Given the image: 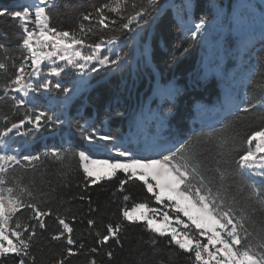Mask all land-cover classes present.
Segmentation results:
<instances>
[{
	"label": "trees",
	"instance_id": "1",
	"mask_svg": "<svg viewBox=\"0 0 264 264\" xmlns=\"http://www.w3.org/2000/svg\"><path fill=\"white\" fill-rule=\"evenodd\" d=\"M13 1L0 0V10H15ZM168 1L158 0L147 14H142L143 19L148 21L144 38L150 33V56L149 61L137 63V76L132 72L131 63H124L118 68L108 66L95 72L89 86L69 103L67 117L59 113V107L51 106L53 112H58L57 116L65 120V123L45 126L36 132L38 140L34 149L39 152L40 159L32 163L21 161L7 168V184L25 205L12 214L9 226L20 231L21 238L31 237L30 256L25 258V264H29L30 259L31 264H58L60 261L63 264H90L93 260L95 264H194V254L179 249L174 242L170 243V236L153 233L144 222L129 223L123 220V210L131 209L134 204L146 203L150 209L160 207L138 177L127 180L130 173L125 174L119 169L114 176L91 184L83 172L78 155L57 159L43 154L44 148H61L68 144L76 152L90 150L88 141L81 135V128L90 132L94 127L98 134L122 138L132 129L134 109L141 99L151 94L153 81L157 78L162 83L174 80L180 86L174 101L165 109L167 133L185 139L192 137L185 151L196 153L198 180L202 177L205 189H211L213 196L219 195L225 208L230 207L236 218L244 214V229L241 230L244 239L240 248H250L258 257L264 255V198L251 195V186L264 189V181L253 183L240 166V157L248 151V137L264 128V108L257 106L245 110L242 105L217 125L193 129L196 101L212 104L221 97L222 89L216 77L201 79L196 76L201 57L199 36L193 39L183 31L175 11L170 5L166 6ZM212 1L195 0L196 19L212 20ZM217 1L228 6L233 2ZM115 2L55 0L45 10L50 27L75 33L76 38H84L86 44L118 37L122 43L116 54L131 62L133 48L130 28L122 29V24L127 22L126 17L134 14L132 5H139L141 0H121L125 9L119 14L105 9L107 27L99 24V17L96 16L89 21L83 20L84 15L94 13L106 3L114 5ZM81 23L92 31L80 33ZM140 23L143 24V20ZM23 37V27L17 18L0 17V43L6 49L0 50V62L7 64V71L0 72V131L24 119L28 111L25 107L15 106L10 98L15 94L7 88L17 75L20 65L25 63L27 53L21 47ZM255 59L257 70L247 83L245 94L250 103L264 99V91L261 90L264 88V44L257 48ZM30 106L53 114L47 109V104L40 102ZM32 115L34 118L35 113ZM29 127L30 124L26 122L24 129ZM121 180L127 181L123 190L120 189ZM124 196L129 199L125 201ZM31 204L49 214L37 218L32 208L27 207ZM39 219L44 222L43 228L39 225ZM61 219L72 229L70 233L60 224ZM89 220L93 221L92 225H89ZM118 223L122 225L118 233L120 242L117 243L115 237H109L107 242L100 243L101 237L108 234L107 226ZM17 225L20 227L17 228ZM60 233L64 235L59 239L53 238ZM69 237L74 244L67 243ZM152 241H156L155 245ZM69 247L73 248L74 254H68ZM94 248L95 252L92 251ZM110 251L111 258L107 255ZM18 262L19 257L14 253L0 257V264Z\"/></svg>",
	"mask_w": 264,
	"mask_h": 264
},
{
	"label": "snow or ice",
	"instance_id": "2",
	"mask_svg": "<svg viewBox=\"0 0 264 264\" xmlns=\"http://www.w3.org/2000/svg\"><path fill=\"white\" fill-rule=\"evenodd\" d=\"M53 0H32L30 6L23 7V10H0V17L9 16L12 18H18L22 22H27L31 20L30 8L34 9L35 15V25L39 29L38 35L34 34V30H28L27 23L24 24V32L26 33L23 37L21 47L27 49L31 54V68L32 71L27 73V77L24 73L25 64H21L17 75L14 80H12L7 88H10L14 92L22 93V97H17L12 95L10 98L14 101L15 106L27 108L25 118L19 120L17 123H11L10 127H4L0 131V144L3 147L0 148V161L4 162H15L20 163L17 159V155L5 154L8 151V146L4 142L3 138L9 136L15 130V135H29L35 132H39L43 127H52L53 125H62L65 121L61 120L58 116H55L49 111H41L39 109H33L28 101L25 99L29 92H39L41 89L49 90L53 87V84L48 76H61L68 66L78 70L80 73H85L87 69L90 72H96L99 67L102 66H112L120 67L125 63V60L119 54L115 55V59H110L107 54H102L103 50L111 52L108 48L109 45H114L118 37H112L108 39H101L100 42L95 44H86L85 39H77L75 33H69L68 31H58L55 27H50L49 16L45 10L46 6H50ZM158 0H141L139 5L133 4L132 8L134 14L126 17L127 22L122 24V29H129L133 22H136V28H141L143 24H147L148 21L143 19L142 14H147L151 7L156 4ZM44 5V6H42ZM107 9L111 12L119 14L125 9V5L121 3V0H116L114 5L104 4L101 8L95 10L94 13H88L83 16V20L89 21L93 16L99 17L98 23L107 27L105 23L107 17L104 16V10ZM143 20V24L140 21ZM115 23V21H113ZM206 20L201 18L198 23H194L195 30L192 31L191 27L187 30L193 39L197 37V34L205 29ZM80 33L86 34L91 32V28H86L83 23L79 24ZM49 33L52 35L49 36ZM47 38L46 40H41L40 38ZM70 38L71 43H65V39ZM40 43L42 47L49 46V41H52L50 46L56 49L55 52H48L45 55L38 54L33 41ZM73 45H80L82 48H87L90 50L89 54H82L81 51L73 49ZM0 50H6L5 45L0 43ZM71 50V51H70ZM185 51H188L186 49ZM63 53V55H61ZM147 55V50L145 51ZM53 57H58L60 61H64L63 65L58 64L56 59ZM28 57H25L27 61ZM48 60L49 63L44 65L47 68V73L41 76V65L43 61ZM95 62V66H92ZM257 69L254 67L249 72V77L255 74ZM7 71V64L0 62V72ZM32 77L38 78L35 83L32 82ZM15 85L16 87H12ZM55 89H59L63 93H68V88H62L61 84L56 83L54 85ZM7 88L5 91L7 92ZM264 91V88H261ZM241 103L244 109L256 108L257 106L264 108V99H261L258 103H250L245 97ZM32 113H35L34 119ZM29 123L32 127L25 132H21V127L25 123ZM5 122H7V117H5ZM81 135L90 143H95L96 141H113L115 138L110 134L99 135L97 130L93 127L91 131H87L85 128H81ZM211 135V134H209ZM192 137L189 136L183 141H178L169 147H163L162 153L167 152V155L161 153L160 159H136L133 158L132 154L127 150H121L119 147L114 146V150L118 153L120 157L127 158L126 162H122L117 159L111 163V170L98 174L93 165L98 163V161L93 160L90 155L86 154L84 150H79L76 152L71 144L67 146H62L61 148L52 147L46 148L44 150L45 156H53L57 159H62L67 155H78V158L82 164L83 172L88 178L91 184H96L97 181L103 179L105 176L111 177L116 174L117 169H122L127 175V180H131L134 177H138L140 181L144 182L146 185L147 192L151 193L155 200L163 203L165 199L171 202L172 210L175 213V220L178 224L184 225V230L179 231L176 227L171 226L172 218L169 216L167 211L159 213L162 219H156L158 215L157 209H149L146 203H137L129 210L125 208L123 210V220L129 223H139L144 222L148 230L153 233L159 234L160 236H170V243L174 242L179 249L186 252L194 254L193 260L194 264H208V260L204 259L207 255L209 259L214 260V264H264V255L257 257L256 253L250 248L241 251L237 246L241 245L244 236L241 234V230L244 229V214L241 213L239 218L233 213V210L225 208L223 199L219 195L213 196L211 189L206 192L205 184L203 178L199 179V187L192 183L193 177L199 175L198 161L196 159L195 152H186L189 142ZM253 140L257 141V149L264 152V128L259 131L253 132L251 136L248 137L249 144ZM178 144V146H177ZM223 145L221 141L220 146ZM175 149V150H173ZM13 152L17 151L15 149ZM184 153L183 155H180ZM256 154L252 151L246 152L240 157L241 168H247L250 170V175H258L264 177V170L255 171L256 168L264 169V156L260 157L259 162L255 161ZM40 159V154L36 155H24L22 157L23 161L32 163ZM104 163H109L104 161ZM3 166L0 165V171H3ZM149 177L151 178L150 182ZM127 181H120V189L123 190L124 185ZM158 189V191H157ZM8 191L11 193L12 189L9 188ZM204 192V194H201ZM30 194V193H29ZM251 195L257 198H264V189L256 188L254 185L251 186ZM128 196H124V200L127 201ZM219 201V202H218ZM18 199L8 200L5 204L2 192H0V257H6L10 253H14L19 257L18 264H25V258L30 256V239H24L20 231L12 232V235L16 238V243H13L9 239L8 235L5 234V225L8 223L12 214L18 211L19 207H24ZM27 207L32 208L35 216L37 218L48 215L47 212H41L36 205L31 204ZM146 210V211H145ZM183 213L185 217L191 222V224H185L183 220L180 219L179 214ZM235 221V222H234ZM60 224L63 225L69 233L72 229L63 219H61ZM89 225L93 224L92 220L88 221ZM39 225L41 228L44 227V222L39 219ZM195 227L199 237H206L207 243L204 244L200 239L195 238L190 234L191 226ZM229 226L230 229H229ZM20 225H17L19 228ZM122 225L120 223L115 226L109 224L107 226V235H104L100 239V243H105L109 240V237H115L117 243H119L118 233L121 230ZM25 231L27 227L25 226ZM224 233V236L221 233ZM35 234V229H32V235ZM64 233H60L58 236L53 237L54 239H59ZM99 236L100 234L97 233ZM4 241H7V246H5ZM69 245L74 244V241L69 237L67 240ZM156 241H152L155 245ZM209 245L214 248L216 245H221L219 248H215V251H209ZM93 252L96 249H92ZM69 255L74 254L73 248L69 247L67 249ZM222 253V255H220ZM108 257L111 258L112 252L107 253ZM31 264V259L29 261ZM58 264H63L62 261ZM90 264H95V261H91Z\"/></svg>",
	"mask_w": 264,
	"mask_h": 264
},
{
	"label": "rangeland",
	"instance_id": "3",
	"mask_svg": "<svg viewBox=\"0 0 264 264\" xmlns=\"http://www.w3.org/2000/svg\"><path fill=\"white\" fill-rule=\"evenodd\" d=\"M28 1L32 2V0ZM24 2L25 0H14L12 2V5L15 10L22 11L23 7L30 6L29 4H22ZM194 4L195 0H169L166 3V6L170 5L175 11L177 21L179 22L183 31L188 34H190V32L187 29L191 27V30L194 31V23H198L200 21L196 19L194 15ZM211 9L213 12L212 20H206L205 29L197 34V36H199L201 44V57L199 68L195 74L201 79L211 76L216 77L220 82L222 95L212 104H206L202 101H196L194 106L196 115L192 119L194 129L206 128L215 125L217 123L216 117L218 110H225L231 103V97H233L234 101L236 102L234 107H241L243 105L241 101L245 98L246 86L251 78L249 77V72L256 66V50L259 46L264 44V40L262 39H260L257 44L248 45L246 43L247 39L258 36L259 33L264 32V0H233L231 6H228L226 3L213 0ZM30 12V21L22 22L20 19H17L21 23L23 31L24 24L27 23L28 30H34V34L38 35L39 29L35 25L34 9L30 8ZM191 14L193 15L192 17ZM130 26V34L132 39L130 43L133 48V56L131 57V62L130 60L128 62L126 57L123 58L126 64L131 63L130 65L132 72L137 76L138 73L135 69L137 63H140L142 61H149L150 33L148 34L147 38H144L145 27L147 26L145 24H143V26L138 29L136 28V22H133ZM150 30H152V26ZM25 34L26 33L24 32V36ZM51 35L52 34L49 33V36ZM40 39L43 41L47 38L42 37ZM33 43L38 54L40 55H45L48 52L56 51V49H53L50 46L52 41H49V46L47 47H42L41 44L37 43L35 40L33 41ZM65 43H71V39H65ZM121 43L122 40L117 39L114 45L108 46V48L111 49V52L103 50L102 54H107L110 56V59H114ZM243 48H245L246 50H244ZM73 49L81 51L82 54H89L90 52L89 49H87L86 47L82 48L80 45H73ZM146 50L147 55H145ZM26 53V57H28V59L24 63V73L27 77V73L31 72L32 68L31 54L27 51V49ZM61 55H63V53H61ZM53 59H56L58 64L60 65H63L65 63L64 61H60L58 57H53ZM48 63V60L43 61L41 65V76H44L47 73V68L44 67V65ZM92 66H95V62ZM105 67L108 66L99 67L97 71ZM94 73L95 72H90L86 69L85 73L82 74L78 70L72 68L71 66H68V68L65 69L61 76L57 77L52 75L47 77L53 84V87L51 89H41L39 92L30 91L29 95L25 99L30 105H34L40 102L41 104H47L49 105L47 109L52 112L53 107L51 108V106L56 105V107L60 108L59 113L62 112L64 114V117H67V108L69 106V103L71 102V100H73L74 97L78 96L84 89L89 86L88 83ZM31 79L32 82L35 83L38 78L32 77ZM56 83L61 84L62 88H68L69 92L63 93L59 89H55L54 85ZM14 87L16 86L14 85L13 88ZM178 90L179 85H177L174 80L168 83H162L158 78L155 79L153 81L151 94L148 95L147 98L141 99L138 103L137 108L134 109L135 118L132 121V129L128 133H126L120 139L115 138L113 141H96L95 143L88 142L90 150H82H84L86 154L90 155L93 160L98 161V163L93 165L95 171L98 174H103L110 171L111 163L117 159L121 160L122 162L127 161V158L120 157L118 155V153L114 150V146L119 147L122 151L127 150L132 154L133 158L152 159V153L150 151L155 146L157 150V146H166L162 144H166L167 142L169 144L172 141L170 139L171 137L166 135L165 132L167 128V115L165 113V109L172 101H174ZM12 92L19 97H22L23 95L19 92ZM59 113L53 112L55 116H57ZM31 127L32 126L30 125L28 129H24V126H22L21 132L28 131ZM99 135L105 134L100 133ZM3 140L8 146V151L5 154L17 155V159L20 160V162L23 161L22 157L24 155L39 154V152L34 149V144L38 140L36 132L29 135L17 136L15 135V130H13V133H10L9 136L3 138ZM2 147L3 144H0V148ZM13 149L17 151L13 152ZM45 149L46 148H44V150ZM248 151H252L256 154V162H259L260 157L264 156V152H261L257 149L256 140H253L252 143L249 144ZM183 154L184 153H181L180 155ZM104 161H108L109 163H104ZM13 164H15V162L0 161V165H2L4 169L3 171H0V192H2L3 194L5 204H7L8 200L10 199H18L17 195L14 194L13 191L11 193L8 191V189L11 187L7 184L5 176L7 168L12 166ZM243 170L247 173L253 183L264 181V177L254 174L250 175L249 169L243 168ZM260 170L264 169H261L259 167L255 169V171ZM149 180L150 182L154 183V181H151L150 177ZM192 183L197 187L200 186L197 176L193 177ZM204 191L206 192L207 190L205 189ZM201 194H204V192H202ZM157 210L158 214L167 211L169 216L172 219L174 218V221H171V225L173 227H176L179 231L184 230V225L178 224L176 222L175 213L172 210L171 202L167 201V199H165L163 203L160 204V207L157 208ZM179 216L185 224H191V222L187 217L183 215V213H180ZM155 218L162 219V216L157 215V217ZM230 227L231 226H229V229ZM14 231L15 230L10 228L8 221V223L5 225V234L8 235L9 239H11L13 243H16V238L12 235V232ZM190 234L195 238L200 239L202 243H207L206 237L198 236L197 230H195L194 225L191 226ZM221 235L224 236V233L222 232ZM4 243L5 246H7V241H4ZM219 247H221V245L215 246V248ZM237 247L241 251L245 250V248H240V246ZM215 248L212 245H209V251H215ZM220 255H222V253ZM204 259L208 260V264H214V260L209 259L207 255L204 256Z\"/></svg>",
	"mask_w": 264,
	"mask_h": 264
},
{
	"label": "bare ground",
	"instance_id": "4",
	"mask_svg": "<svg viewBox=\"0 0 264 264\" xmlns=\"http://www.w3.org/2000/svg\"><path fill=\"white\" fill-rule=\"evenodd\" d=\"M22 4H29V5H31L32 2H30L28 0H25V2L22 3ZM42 6H44V5H42ZM192 16L193 15L191 14V17ZM260 39L264 40V32L259 33L258 36H254V37H252L250 39H247L246 40V43L248 45L257 44ZM243 49L246 50L245 48H243ZM230 102L231 103L228 105V107L225 110H218L217 117H216L217 120H219L222 115H224L227 111H229L230 109H232V107H234V105L236 104V102L234 101V98L233 97L230 98ZM163 147H166V146H162V147H161V145L157 146V148H158L157 151H161Z\"/></svg>",
	"mask_w": 264,
	"mask_h": 264
},
{
	"label": "water",
	"instance_id": "5",
	"mask_svg": "<svg viewBox=\"0 0 264 264\" xmlns=\"http://www.w3.org/2000/svg\"><path fill=\"white\" fill-rule=\"evenodd\" d=\"M241 107L237 106V107H233L231 110H229L228 112H226L222 117L221 120L222 121L225 117H227L230 113H233L234 111L240 109Z\"/></svg>",
	"mask_w": 264,
	"mask_h": 264
},
{
	"label": "crops",
	"instance_id": "6",
	"mask_svg": "<svg viewBox=\"0 0 264 264\" xmlns=\"http://www.w3.org/2000/svg\"><path fill=\"white\" fill-rule=\"evenodd\" d=\"M152 159H156V158H153L152 157ZM104 178H108V177H104ZM159 204H162L161 202H159ZM149 208V207H148ZM150 209V208H149ZM154 209H157V208H154ZM130 210V209H129ZM159 215V214H158ZM159 216H161V215H159ZM172 221H174V218L172 219ZM172 226V225H171Z\"/></svg>",
	"mask_w": 264,
	"mask_h": 264
}]
</instances>
